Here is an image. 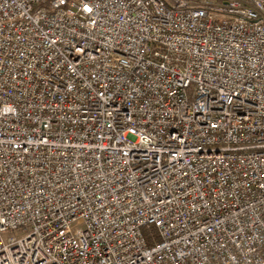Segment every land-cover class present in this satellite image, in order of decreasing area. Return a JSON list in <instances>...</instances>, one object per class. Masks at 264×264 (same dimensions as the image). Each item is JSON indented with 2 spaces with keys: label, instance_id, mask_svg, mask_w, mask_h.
I'll list each match as a JSON object with an SVG mask.
<instances>
[{
  "label": "built area",
  "instance_id": "1",
  "mask_svg": "<svg viewBox=\"0 0 264 264\" xmlns=\"http://www.w3.org/2000/svg\"><path fill=\"white\" fill-rule=\"evenodd\" d=\"M0 264H264V0H0Z\"/></svg>",
  "mask_w": 264,
  "mask_h": 264
},
{
  "label": "rangeland",
  "instance_id": "2",
  "mask_svg": "<svg viewBox=\"0 0 264 264\" xmlns=\"http://www.w3.org/2000/svg\"><path fill=\"white\" fill-rule=\"evenodd\" d=\"M200 1V0H199Z\"/></svg>",
  "mask_w": 264,
  "mask_h": 264
}]
</instances>
